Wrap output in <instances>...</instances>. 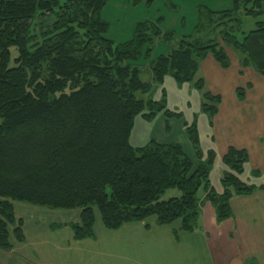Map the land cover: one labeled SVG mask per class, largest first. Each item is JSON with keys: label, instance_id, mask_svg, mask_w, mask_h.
<instances>
[{"label": "trees", "instance_id": "trees-1", "mask_svg": "<svg viewBox=\"0 0 264 264\" xmlns=\"http://www.w3.org/2000/svg\"><path fill=\"white\" fill-rule=\"evenodd\" d=\"M134 5L153 0H132ZM109 0H0V249L13 250L11 232L25 241L23 221L14 203L55 210L80 209L81 223L72 225L76 241L94 237L95 209L106 229L155 216L158 225L178 220L193 232L205 201L222 222L232 217L231 200L250 196L257 188L240 177L249 162L246 150L229 148L222 157L223 193L211 182L217 154L203 152L197 118L185 124L194 158L180 143L151 139L131 144L137 117L151 123L159 114L182 119L154 91L172 78L176 85L193 84L202 94L201 111L209 122L222 104L219 95L205 92L195 80L201 63L212 57L222 69L231 62L222 43L243 56L242 68L264 77V21L239 39L240 15L264 17V0H232L233 9L208 12L195 34L177 48L151 60L157 43L173 41L159 22L136 25L133 38L116 44L107 38L110 25L102 11ZM54 20L36 41L35 24ZM148 81L141 61H149ZM248 89L251 86L247 87ZM239 101L246 90L236 91ZM166 132L170 131L166 121ZM197 161V164H195ZM255 173V176H259ZM264 192V186L259 187ZM179 197L163 200L169 191ZM205 194L204 201L199 192Z\"/></svg>", "mask_w": 264, "mask_h": 264}, {"label": "rangeland", "instance_id": "rangeland-1", "mask_svg": "<svg viewBox=\"0 0 264 264\" xmlns=\"http://www.w3.org/2000/svg\"><path fill=\"white\" fill-rule=\"evenodd\" d=\"M232 9V0H153L149 4L140 2L138 5H134L132 0H109L101 15L110 25L107 38L116 44L130 41L137 24L158 23L160 20L161 31L172 34L173 41L169 44L157 43L151 56L153 60L168 53V48H177L182 38L194 35L200 20L208 16V12L220 13ZM240 18L242 25L235 33L239 39L254 31L258 21H264V17L256 20L243 14ZM53 22L52 18H47L46 21L39 20L35 24L36 41H41V34ZM219 43L224 47L230 62L235 63L239 58L241 64L243 56L225 46L221 39ZM151 60L140 62L144 81L149 79L147 66ZM202 75L199 72L195 80L202 79ZM162 89L166 90L167 108L181 113L182 119L166 120L163 114H159L153 122L148 123L139 116L135 120L131 144L142 147L152 138L163 144L180 143L185 153L194 158L185 124H192L197 118L200 149L208 152L207 141L201 132L204 128L209 129L211 124L208 115L201 111L202 94L193 84L180 87L166 82L165 86L155 89L156 101L161 99ZM204 91L210 93L206 86ZM166 121L170 126L169 132L165 130ZM221 156L219 152V157ZM194 162L197 164V161ZM226 170L225 168L224 171ZM222 173L219 165H214L210 178L215 190L221 187ZM222 193L223 188L219 194ZM204 194L200 190L198 196L201 200L204 199ZM179 196L178 191L171 190L163 200ZM250 196H235L231 200L234 214L232 212V217L222 222L217 220L215 208L205 201L197 228L193 232L185 231L181 220L170 225H158L155 216L111 231L104 227L100 213L95 209L94 237L82 241L73 238L71 228L72 225L81 223L80 209L55 210L15 202V217L23 221L25 241L17 242L12 232L10 240L13 252L34 264H223V261L230 262L234 258H249L248 262L255 259L262 264L264 194L257 192Z\"/></svg>", "mask_w": 264, "mask_h": 264}, {"label": "crops", "instance_id": "crops-1", "mask_svg": "<svg viewBox=\"0 0 264 264\" xmlns=\"http://www.w3.org/2000/svg\"><path fill=\"white\" fill-rule=\"evenodd\" d=\"M199 72H202L201 78L210 93L222 97V104L212 125L209 124L210 128H204L205 130L201 132L207 141V149L214 150L217 154L215 166L218 164L221 172L225 170L222 157L229 148L246 150L249 154V162L245 165L244 174L240 179L247 185L257 188L250 197L257 192L264 194L258 189L264 186V77L252 67L242 68L239 58L235 63L231 61L229 69L223 70L209 56L201 63ZM166 82H170L171 85L176 84L170 78H166L163 86ZM248 86L251 88L247 89ZM239 88L246 90V99L242 102L238 100L236 94ZM219 152L222 154L221 157ZM255 173L260 175L255 176ZM215 191L221 193L222 186ZM232 212L234 214L233 205ZM248 261L249 258H234L230 262L223 261V264H260L259 260ZM261 263L264 264L262 261ZM0 264L34 263L17 255L13 250L6 252L0 249Z\"/></svg>", "mask_w": 264, "mask_h": 264}]
</instances>
